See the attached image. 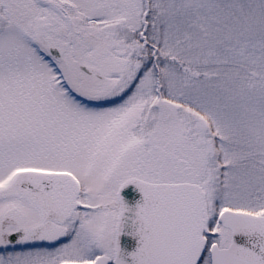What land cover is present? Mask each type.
I'll use <instances>...</instances> for the list:
<instances>
[{
	"label": "snow or ice",
	"instance_id": "snow-or-ice-1",
	"mask_svg": "<svg viewBox=\"0 0 264 264\" xmlns=\"http://www.w3.org/2000/svg\"><path fill=\"white\" fill-rule=\"evenodd\" d=\"M0 264H264V0H0Z\"/></svg>",
	"mask_w": 264,
	"mask_h": 264
},
{
	"label": "water",
	"instance_id": "water-1",
	"mask_svg": "<svg viewBox=\"0 0 264 264\" xmlns=\"http://www.w3.org/2000/svg\"><path fill=\"white\" fill-rule=\"evenodd\" d=\"M130 190V189H129Z\"/></svg>",
	"mask_w": 264,
	"mask_h": 264
}]
</instances>
